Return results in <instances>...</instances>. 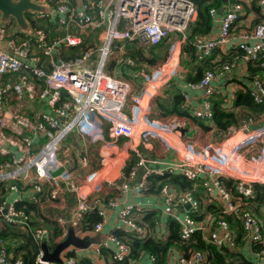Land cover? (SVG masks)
<instances>
[{"label":"built area","instance_id":"built-area-1","mask_svg":"<svg viewBox=\"0 0 264 264\" xmlns=\"http://www.w3.org/2000/svg\"><path fill=\"white\" fill-rule=\"evenodd\" d=\"M33 1L48 7V11L34 13L33 17L54 14L63 31L61 35L50 38L42 28L35 29L33 35L26 32L9 36L5 26L0 23V40L6 45L5 51L0 49V181L17 179L23 188L33 185L27 188L33 192L41 191V184H48L49 199L57 198L60 191L71 193L75 199L74 205L65 220L57 217V221L78 229L82 214L90 208L88 191L81 189L66 168L67 161L58 157L61 142L74 132L91 142L102 144L99 155L106 164L89 172L85 178L92 191H100L106 178L105 170L111 168L114 156L126 161L131 154L138 160L135 168H143L135 189H144L145 177L149 172L177 174L188 181L200 182L205 188L204 194L221 205V213H233L241 197L233 196L218 177L232 180L236 192L242 196L250 195L255 183L264 185V123L252 128L243 124L223 137H207L204 142L196 144L183 140L175 130L180 122L163 121L148 114L152 97L163 90L169 78L179 73L178 57L181 44L186 40L185 28L194 14L192 0H98L95 4L91 0ZM259 2L264 5V0ZM239 9L237 2L225 6L218 18L215 38L193 36L197 58L208 55L215 46L228 40ZM215 11V8H209L211 15ZM118 24H121L120 28ZM87 28L103 30L100 43L86 46L81 55L63 58V46L82 42L80 35ZM169 31L179 32V36L172 39L167 49L168 56L161 65L148 73L143 68L139 69L144 83L141 82L136 93L130 96L129 110L126 112L123 107L129 101V80L105 70L113 40L135 39L136 42L151 44L158 42ZM241 36L237 46L243 51V57L255 59L264 55V21L255 23L250 32ZM32 46L38 50L32 51ZM95 51L96 59H92ZM40 54L47 58L46 65H41ZM120 60L129 62L127 58H118ZM165 62L169 63L166 67L163 66ZM227 67V64H223L220 71L206 69L197 81L185 82L187 86L200 90L202 95L199 101L190 106L192 115L203 120L211 119L209 96L217 89L213 80ZM34 80L39 84L37 89L31 82ZM244 85L243 90L254 102H264L263 78L254 75ZM21 98L44 100L47 109L36 110L30 116L9 106L11 99ZM150 138L155 139L165 152H170L171 160L140 154L139 144L148 143ZM101 169H104L103 173ZM134 169L129 171L128 178L134 176ZM23 191L14 186L7 187L5 194L1 195L0 218L13 226L28 228L25 213L14 208V202L23 197ZM157 193L168 216L178 223L181 241H187L194 232L200 231L203 239L216 247H233V232L224 218L215 220L210 213L203 215L201 221L193 217L192 213H199V204L191 192H178L170 185L163 184ZM185 204H188L187 208ZM173 207L182 210L181 217L170 213ZM113 209H116L117 215L113 230L120 229L139 238L148 233L146 226L136 218L142 208L132 204L119 205L116 199L96 205L100 220L91 230L82 232L99 233L106 211ZM240 223L247 239L261 246L258 251L251 252L254 264H264V238L260 234L259 222L246 211L240 215ZM30 234L39 243H46L49 238V231L43 226L30 230ZM106 239L111 247L107 246V242H99L85 248V251L93 253L94 258L99 257V260L86 257L92 264H102L101 247H108L110 258L116 262L138 264L144 260L151 264L154 259L142 251L136 257H131L129 245L112 232L107 233ZM14 243L13 239L0 241V264H21L20 257L13 252ZM41 255L39 250L35 257L36 264H58L41 260ZM166 261L168 264H204L205 257L197 250L184 253L171 247ZM60 264H76V261L73 257H64Z\"/></svg>","mask_w":264,"mask_h":264},{"label":"trees","instance_id":"trees-1","mask_svg":"<svg viewBox=\"0 0 264 264\" xmlns=\"http://www.w3.org/2000/svg\"><path fill=\"white\" fill-rule=\"evenodd\" d=\"M223 1L224 0H192L194 14L186 25V40L181 44V53L178 61L179 65L185 66V73L183 74L185 81L195 82L200 78L204 70L210 69L220 71L223 64H229L232 61L228 57H221L220 60L212 63L210 61V57L203 56L201 58H197L196 48L193 45L192 40L194 35L201 36L202 34H207L210 31L212 27V18L209 13V8L213 7L217 10L221 5H223ZM24 15L29 21V26L34 29L42 28L44 30L49 27L53 28L57 23L56 18L48 20V16L36 18L31 16V14L29 15L28 12H25ZM43 19L48 20V23L41 21ZM10 21L13 22V20ZM4 26L6 27V25ZM118 27L120 28L121 24H118ZM29 30L31 31L32 29L30 28ZM23 32V30L15 31L16 34H23ZM177 36H179V32L169 31L167 35L162 37L158 42L151 44L136 42L135 39H114L112 53L115 52V54L109 57L105 68L111 70V68L117 65L120 72L125 74L130 73V70L132 69L135 70V72H138L139 69L143 68L146 70V73H148V67L155 66L163 59V56L172 39ZM81 44L82 42L74 46H66L71 48L69 49L70 54L66 55L61 52V56L63 58H68L75 55H81L86 46H89L86 45L82 47ZM91 45L94 44L91 43L90 46ZM236 49L237 53L240 56H243V51L238 46H236ZM120 50H122L121 54H119ZM118 58H127L129 62H122V60L119 62ZM257 58H255V60ZM252 60L253 59H249V61ZM256 70L257 69L253 67L251 75L253 72L255 73ZM132 84L138 85L139 83L136 81ZM166 85H169V90H162L160 93H157L152 97L148 114L149 116L157 117L168 116L170 120L167 121H178L181 123L180 125L184 126L187 122H189L190 124H195L200 127L205 134L208 133L205 137L202 134H200L198 138L185 137V141L194 142L193 140L196 139L199 142L200 138L205 139L209 135L217 138L223 137L228 134L229 131L231 132L234 126H237L241 120L243 122L245 119H249L248 124L251 127L262 124L261 118L264 115V102H254L246 90H237L235 92L230 108L225 109L222 105H220V102L218 104V101L216 100L212 102L211 119L203 120L192 115L185 107H183V97L178 92L179 84L174 82L173 77L168 79ZM134 93V89L129 90L127 98H130V96ZM60 101H62V99ZM262 122L264 123V119ZM186 135L187 131L181 135V137ZM68 137L69 136H66V138H64L61 142L58 154L61 149H63L62 147L66 146L67 143L65 140H67ZM64 158L68 161L67 156ZM137 161V157L134 154H131L128 157V160H126L127 163L125 164L126 168L124 169V173H126V175L131 169L135 168ZM218 180L226 189L230 190L233 196L241 197L239 206L231 214L221 213V205L214 200H211L210 196L207 194H204L205 188L202 187L200 182L197 181L196 184L198 185H195L194 182L188 181L183 176L177 174L167 172L155 174L153 172H149L145 177L144 188H147V190L152 189L155 192H158L160 186L168 184L178 192H191L192 196L197 199L199 204V213H192L193 217L196 220L201 221L203 215L210 213L215 220L218 217L224 218L233 232L234 238L232 248L224 246L216 247L208 243L203 239L200 231L194 232L187 241H181L179 239L178 223L171 217L167 218V235L164 239L155 238L151 236L150 233H147L144 237L139 238L133 233H127L120 229L112 230V233L129 245L131 257H136L141 251L153 256L154 259L151 264H168L166 256L168 249L171 247L179 249L184 253H187L188 250H197L202 252L205 257L204 264H254L251 252L254 253L258 251L257 249L261 246L257 242L249 241L247 239L240 223V215L246 211L251 213V215L259 222L260 234L264 238V185L255 183L251 187V194L248 196H242L236 192L235 183L232 180L223 177H218ZM9 186H14L19 191L23 189L25 190L22 193L23 197L14 202V208L22 210L25 213L29 224L28 228L16 227L6 223L0 218V241L13 239L15 241L13 252L20 257L21 264H36L35 257L37 256L39 250H41L40 243L32 239L30 230L39 226L47 228L49 231V238L45 242L47 248L50 250L56 243V240L62 237L64 232V225L57 221V217L64 216V218H66L69 210L65 214L64 212L57 214V212L51 213L45 211L42 209V205L45 201L56 202L58 200L49 199V190L46 185L43 186L41 191L33 192L31 190H27L28 187V189H30L33 185H26V188H23V184L17 179L12 181H0V202L2 201L1 195L5 194L7 187ZM99 220L100 217L96 213V205L90 204L89 210L82 214L78 228L80 231H89ZM155 220L156 212L154 211H147L141 220L140 218L137 219V221L144 224L146 228H152ZM100 249L102 252L101 257L104 256V254H109L110 256V250L108 253V250L104 249V247H101ZM248 250H250L249 253ZM68 254L73 255L72 253ZM75 261L76 264H92L85 257H77ZM110 261L111 264H126V261L116 262L111 258Z\"/></svg>","mask_w":264,"mask_h":264},{"label":"crops","instance_id":"crops-1","mask_svg":"<svg viewBox=\"0 0 264 264\" xmlns=\"http://www.w3.org/2000/svg\"><path fill=\"white\" fill-rule=\"evenodd\" d=\"M94 4L98 0H91ZM77 2H79L77 0ZM237 2L240 4V9L238 11L237 19L234 21L230 28L229 37L228 40L224 44H220L215 46L211 52L206 55L207 57H210V61L214 63L215 61L220 60L221 57H228L230 60H232L228 65L226 69H223L221 73L216 74L215 79L213 80V83L216 86V90L212 95L209 96L210 102H214L215 100L218 101V104L220 102V105H222L225 109L230 108L234 99V94L237 90H243V87L245 86L244 83L249 80L254 75H257L260 78L264 79V55L261 54L256 60L253 59L252 61H249V59L240 56L237 53L236 46L242 38L243 33L250 32V29L252 26L259 22L264 21V5L259 2V0H224L223 5H221V10L218 12V9L215 11L213 15H211L212 18V27L210 31L207 34H202L201 38H215L218 33V18L222 14L225 6H228L229 4ZM31 16L34 15V13H30ZM29 14V15H30ZM54 14H50L48 16V20H52L54 18ZM48 20H41L45 21V23H48ZM10 20L5 24V30L9 36L14 35H23L24 32L31 33L35 30L31 26H29V29L32 30H23V34L15 33L16 30H20L18 27H10L9 26ZM28 24L29 21L27 20ZM14 23V22H13ZM56 23V22H55ZM4 25V24H3ZM86 32L81 34V38H86V40L90 41L92 44L98 45L100 43V38L103 36V30L102 29H93V28H87L85 29ZM102 30V31H101ZM21 31V30H20ZM47 37H53L56 35H61V32L63 31V27L56 23V26L53 28H46L43 30ZM33 35V34H32ZM3 41V40H1ZM4 42V41H3ZM37 48L32 46V51H37ZM69 49L66 46H63L62 52L63 54L69 55ZM168 49V48H167ZM122 50L119 51V54H121ZM181 53V52H180ZM168 51L166 50L163 59L157 63L155 66H149V70L152 68L161 65V63L167 58ZM180 56V55H179ZM205 56V57H206ZM92 59H96L92 58ZM179 61V57H178ZM40 63L41 65H46L48 63V60L45 56L40 54ZM169 63L165 62L163 65L164 67L168 66ZM106 67V66H105ZM255 67L257 69L255 73H252V68ZM179 73L178 75L174 76V82L178 83V92L182 95V105L185 107L188 112L190 113V106L192 104H195L197 101H199L202 98L201 91L197 90L195 88L189 87L185 84L184 76L185 73V66L179 65ZM106 72L113 75L125 78L129 80L130 84V90L134 89L135 93L140 87V83H144V81L141 80V77L139 75V71L135 72V70H130V73L125 74L123 72H120L118 67L114 66L111 68V70H108L105 68ZM122 70V69H121ZM187 71V70H186ZM123 76H122V75ZM134 77V80H133ZM137 79V80H136ZM137 81L138 85H133L132 83H135ZM34 84V87L37 89L39 88V84L36 80L31 81ZM141 84V86H142ZM163 90H169V85L164 86ZM166 92V91H165ZM168 92V91H167ZM185 93L184 95L182 93ZM132 94V93H131ZM128 102L124 105V110L128 112L129 110V104L131 102V97L128 98ZM223 100V101H222ZM9 106L13 108H18L21 111H24L28 115L32 116L36 110H39L41 108L47 109L46 103L44 100L35 99V100H29L27 98H21L20 100H14L11 99ZM236 110V109H235ZM158 112V110H157ZM160 113V112H159ZM158 113V114H159ZM155 117V116H154ZM264 115L262 116V120ZM261 120V123H263ZM105 123V122H104ZM249 119L242 120L238 123L237 126H234L233 129L237 130L240 126L247 125L249 126ZM107 125L106 123L104 124ZM186 130L190 131L191 127L196 126L195 124H190L187 122L185 124ZM232 129V130H233ZM231 130V131H232ZM230 132V131H229ZM202 134L204 137L208 133H204L200 127H198V130L194 134L193 138H198L199 135ZM227 135V134H226ZM69 137L65 142L67 143L66 146L62 147L63 154H58L59 159L62 161L68 157V161L66 159V168L69 169L71 175L74 177L76 182L81 186V189H87V201L88 206L90 207V204L98 205L100 203L106 202L108 199H116L119 202V205H125V204H132L137 205L138 207L142 208L141 213L136 215V218L140 220L144 216V214L147 211H154L156 212V220L154 222V225L152 228H147L148 233H150L151 236L158 238V239H164L167 235V218L168 212L165 211L164 205L161 202V199L157 192H155L152 189L147 190V188H144L142 190L135 189V185L137 184V181L140 179V175L143 171V168H135L134 169V176L132 178H128L126 173H124V169L126 168V161H123L122 159H117L116 156L112 158L113 164L110 169L105 170V180L101 184L102 187L100 191H92V188L89 187V184L86 183L85 178L88 175L89 172L93 170H98L102 164H106V161H103L99 155L100 145H102L100 142H91L84 136H79L77 133H70L68 135ZM211 137V136H208ZM81 138H84L85 141L81 140ZM207 138V137H206ZM205 138V139H206ZM204 140V138H202ZM196 144H199L196 139L193 140ZM76 142V143H75ZM75 144V146H74ZM87 145V149L81 148L85 147ZM61 147V146H60ZM77 147L80 148V151L77 150ZM103 147V146H102ZM101 147V148H102ZM65 149L67 151L65 152ZM138 150L140 151V154L144 157H152L157 159H165V160H171L170 152H165L162 149V146L154 140L153 142L149 141L146 144H139ZM128 160V159H127ZM70 165V166H69ZM69 166V168H68ZM84 167L87 168V170H84ZM104 169H101L100 172L103 173ZM46 185L47 189L49 190L48 184H41V190L43 186ZM195 185L196 184L195 182ZM56 202H51V206L49 208L44 209L47 212H57V214L64 212H68V210L74 205V196L71 193L60 191ZM107 199V200H106ZM206 211V210H205ZM170 213H173L175 217H181L182 216V210L179 207H173L170 208ZM116 209L113 210H107L105 219L103 222L102 230L99 233H92V232H82L80 229H74L73 233L74 235L78 236L79 238H82L84 236L92 237L95 235L99 236V242H107V246L111 247V243L108 242L106 239L107 233L112 232L114 228V224L116 223ZM64 218V216H63ZM172 218V217H171ZM64 218L63 220H65ZM174 219V218H173ZM142 222V221H141ZM64 225V232L62 234V237L56 240V243L60 240H62L66 234V230L70 227L66 222ZM98 242V243H99ZM98 243H90L89 245L94 246ZM15 247V243H14ZM104 249L108 250V247H104ZM250 250H248V253ZM68 253H72L73 255H70ZM102 253V252H101ZM59 257L62 259L64 257H73L76 259L77 257H88L91 260H99V257L94 258L93 253L90 252V250L85 251V248H76L72 245H68L66 248H64L60 253ZM87 258V259H88ZM102 264H111L110 256L105 255L102 256ZM60 264V263H58ZM138 264H147L144 260H140Z\"/></svg>","mask_w":264,"mask_h":264},{"label":"water","instance_id":"water-1","mask_svg":"<svg viewBox=\"0 0 264 264\" xmlns=\"http://www.w3.org/2000/svg\"><path fill=\"white\" fill-rule=\"evenodd\" d=\"M79 1V0H78ZM221 6L218 8L220 12ZM48 11V7L39 5L33 0H0V23L6 24L9 20H13L16 27L20 30H28L29 24L25 17V12L28 13H39ZM0 49L6 50V45L3 41L0 40ZM175 130L179 132L180 135H183L186 130L184 125H176ZM185 207H188V204H185ZM99 236L95 235L92 237L84 236L79 238L74 235L73 230L69 227L66 230L64 238L57 243L49 250L46 243H40V249L42 252L41 260L46 262H56L61 263L59 253L66 248L68 245H72L76 248H86L90 243H98Z\"/></svg>","mask_w":264,"mask_h":264},{"label":"rangeland","instance_id":"rangeland-1","mask_svg":"<svg viewBox=\"0 0 264 264\" xmlns=\"http://www.w3.org/2000/svg\"><path fill=\"white\" fill-rule=\"evenodd\" d=\"M29 14H30V13H29ZM9 26H10V27H16L15 24H14L13 22H11V21L9 22ZM82 35L84 36V34H82ZM90 44H91L90 41L86 40V38H82V44H81L82 47H83V46H86V45H90ZM114 54H115V52L111 53L110 57L113 56ZM96 56H97V51H95V52L91 55L92 58H95ZM155 117H157V116H155ZM157 118H160V120H163V121L170 120L168 116H160V117H157ZM197 130H198V126L191 127V128H190V131L187 132V135H186V136H182V139H183V140H186L185 137H187V138H188V137L193 138V136H194V134L196 133ZM209 136H210V135H209ZM213 139H218V138L213 136ZM81 140H83V142H87V141L84 140V138H81ZM191 140H193V139H191ZM204 140H205V139H204ZM204 140H203L202 138H200V139H199V142H200V143H201V142H204ZM149 141L153 142L154 139L150 138ZM75 143H76V142H75ZM200 143H199V144H200ZM74 146H75V144H74ZM81 148H83V150H84V149H87V145H86L85 147H81ZM64 150H65V152L67 151V149H65V148H64ZM77 150L80 151V148L77 147ZM60 152H61V155H62V154H63L62 149H61ZM60 152H59V154H60ZM59 158H60V157H59ZM69 166H70V165H69ZM69 166H68V168H69ZM84 170H87V168L84 167ZM50 203H51V202H49V201H48V202L45 201V203L42 205V207H43L44 209L49 208V207L51 206ZM62 212H63V211H62Z\"/></svg>","mask_w":264,"mask_h":264}]
</instances>
